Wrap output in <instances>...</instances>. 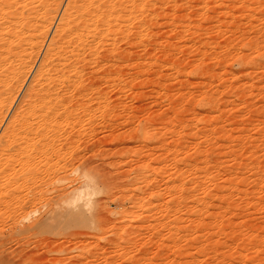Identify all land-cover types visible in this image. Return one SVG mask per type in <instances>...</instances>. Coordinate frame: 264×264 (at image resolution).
<instances>
[{"label": "rangeland", "instance_id": "374dc122", "mask_svg": "<svg viewBox=\"0 0 264 264\" xmlns=\"http://www.w3.org/2000/svg\"><path fill=\"white\" fill-rule=\"evenodd\" d=\"M55 1L44 7L48 30L25 75L9 79L0 136L70 2ZM145 1L136 8H144L142 38L131 32L130 43L114 46L127 59L101 79L100 108L75 106L79 131L71 122L58 130L80 132V143L57 145L64 152L52 163L74 168L69 155L82 151L101 169L86 187L93 206L34 229L42 204H27L16 220L0 207V264H264V0Z\"/></svg>", "mask_w": 264, "mask_h": 264}, {"label": "bare ground", "instance_id": "6f19581e", "mask_svg": "<svg viewBox=\"0 0 264 264\" xmlns=\"http://www.w3.org/2000/svg\"><path fill=\"white\" fill-rule=\"evenodd\" d=\"M149 1L152 4L153 1ZM161 1L156 0V4ZM53 2L54 0H0V97L5 96L4 98L2 97L4 100L0 99V109L2 105L5 106V98H10L12 96L11 91L14 90L11 87L9 88L10 85L7 86L9 83H13L12 80V82H9V79L14 78L16 82L17 79L19 81L25 75V70L29 67V60L34 50L37 51L39 48L38 43L41 39L43 41L42 36L46 32L44 30H48V28L44 26L45 24L43 25L40 17L44 13V7L48 6V3L53 4ZM144 2L146 1L70 0L68 3L63 15H61L62 18L56 29L55 36L52 38L48 48H46L47 50H45V57H43L44 59L42 58L35 77L29 84L30 86L28 85L29 87L24 91L18 108H16L17 111L12 116V120L6 125L5 130H3L4 133L1 132L0 207L12 213V215H9V213L8 215L10 217L13 216V220L18 218H15L16 215L19 216L24 207H28L26 206L27 204L30 206L42 204L45 209L44 215L32 225V229L38 228V226L47 228L46 225L51 224L53 221H56L58 224H65L67 220H71L69 219L71 215L74 217V215L78 216L77 214H79L80 216L81 213H86L93 206L90 198H93L95 191L91 194H86V192H89V190H86V187L87 185L89 187L90 185H97L98 183L96 182L98 181L96 179L99 180L102 177H100L101 175L96 176L97 169L95 168L97 164L96 166L93 165V157L91 163L85 161L84 157L86 155H84L85 153L82 154L81 150H85L87 144H84L85 149H81V152L75 153L74 157L71 155L73 153H69V156L74 160L72 161L74 162V168L72 167L73 165L69 166V162L66 163L67 161L62 160L63 163L68 164L66 166V164L52 163L51 160L52 158H57L54 161H58V157H60L63 151L59 152L61 147L72 146L74 142L80 143V141H77L80 138L78 137L80 132L75 133L79 131L76 130L78 126H81L80 123L83 119L81 121V116L75 118L76 114L73 115L75 112L73 113L72 109H77L78 107L76 108L75 106H80L82 110L84 109L86 112L89 110V113L92 111L91 114H94L93 109L98 110L100 108L101 93L99 92V88H103L99 86L100 82L103 83L101 79H109V75L115 73H112V69H114L112 68L113 65H122L125 59V57L124 59L122 58L123 56L120 58L115 53L116 47L114 46L118 45L120 42L118 40L127 39L129 34L131 35V32L136 33V36L142 38L143 30L140 31V28L145 18L141 16L139 19V17L143 15L140 13H142L141 11L144 8L142 10L141 7L140 9L138 8L141 10H138L140 12L138 15L136 8ZM160 4L159 6H161ZM144 5H147V3ZM48 8L46 7V9ZM145 8L149 7L146 6ZM49 11H46V13H49ZM46 19L48 18L46 17ZM134 21L136 23H132ZM46 22L48 23V21ZM133 29L135 31H131ZM103 46H110L112 50L109 49L110 51L107 52L105 47L106 51L104 50L105 52L102 53L100 48ZM93 66H96L99 72L90 71ZM83 73H86V75L89 73L88 76L94 74V77H89L94 80L91 79L87 82L84 79L86 75ZM18 81L16 85L19 83ZM126 82L124 81L123 83ZM13 85L15 86V83ZM128 85L127 82L126 86L128 87ZM127 87L124 86V89H127ZM105 96L107 97V94ZM101 99L105 100L106 98ZM111 103L109 104L111 105ZM101 107L106 109L109 105L108 107H105V105ZM109 108L108 110H111ZM106 112L108 113L109 111L106 110ZM91 114H89V118ZM83 115L85 116V114ZM87 115L88 113H86ZM67 122L73 123H68V125H72L69 129L73 128L72 130L76 132L73 135V131L67 130L72 133L65 132L67 134L62 137L63 135H58V130L62 124H67ZM92 122L90 121V123ZM75 127L77 128L74 130ZM59 136L62 138H58ZM57 145L59 149L56 148ZM79 145H77L76 149L82 148ZM66 149L64 148V150ZM97 154L99 157L100 153ZM61 157L65 156L62 155ZM89 157V159H92L90 155ZM59 160L61 159L59 158ZM99 160L102 161V159ZM68 166L72 168L70 169ZM40 169L44 170L42 174L41 172L39 173ZM99 170L101 171V169ZM70 174H75L77 178L74 180L75 183L73 185H61L56 188H50L53 181L56 182L55 184L57 182L63 183ZM25 187H27V191ZM74 202L77 203V206ZM6 207L11 208L13 211L8 210ZM6 210L4 212H7ZM79 216L78 218L81 217ZM73 217L72 219H74Z\"/></svg>", "mask_w": 264, "mask_h": 264}]
</instances>
